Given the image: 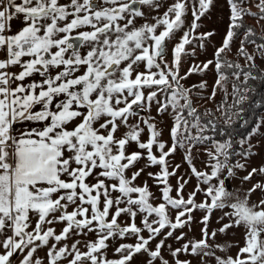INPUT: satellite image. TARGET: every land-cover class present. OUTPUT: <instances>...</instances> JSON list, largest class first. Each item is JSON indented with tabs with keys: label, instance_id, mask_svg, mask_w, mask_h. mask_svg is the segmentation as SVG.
Masks as SVG:
<instances>
[{
	"label": "snow or ice",
	"instance_id": "obj_1",
	"mask_svg": "<svg viewBox=\"0 0 264 264\" xmlns=\"http://www.w3.org/2000/svg\"><path fill=\"white\" fill-rule=\"evenodd\" d=\"M137 3L152 5L153 0H68L67 3H61V0H0V49L7 51V59L0 60V264H15V257L21 253L19 264H43L35 254L41 246H48L50 240L55 243L48 249V264H59L62 260L67 264H129L133 256L141 252L151 257L149 264L157 258L161 264H169L161 256L164 240L161 239L155 249L149 247L150 242L165 228L171 229L166 236H172L175 229L184 227L192 219L190 214L194 208H207L210 212L213 208L226 206L233 209L230 215L234 224L246 228L245 244L235 257H217V264H264V200L249 205L248 196L243 200L237 197L235 203L229 204L233 193L224 187L223 179L207 189L210 205L195 204V193L184 199L182 192L187 181L178 182V198L169 195L172 188L168 178L175 175V171L169 172L167 157L178 146H184L178 140L181 129L184 139H207L190 135V127L199 128L201 132L203 127L188 94L190 90L179 83L186 78L179 76V70L185 45L190 43L189 33L186 32L175 46L173 63L169 65L164 60L166 40L184 23L185 2L177 0L156 23L135 27V18L144 15L134 7ZM211 3L212 0H199V14L193 11V31L198 27L195 21ZM243 3L244 0H229V30L223 45L215 53V68L219 73L217 86H222L221 82L227 79L220 72L223 67L221 54L230 49L236 35L234 30L243 27L245 16L258 15L259 20L264 21V0H258L255 5L259 13L242 7ZM21 15L24 26L18 32L8 34L11 22ZM161 26L163 30L158 33ZM211 35L213 33L201 34V38ZM253 35V30L248 28L245 40ZM249 42L255 44L254 40ZM85 44L89 50L86 55H81L79 49ZM243 44L242 41L239 54L254 66L255 57ZM257 47L264 55V44ZM24 57L29 59L24 60ZM141 63L145 66L144 72L134 67ZM225 63L239 70L233 73L239 80L240 73L244 72L241 65ZM212 64L209 60L202 67L193 66L188 74L205 71ZM15 65L22 68L19 73L8 71ZM81 67L84 71L77 75ZM51 68L61 70L51 75ZM34 73L44 79L26 85L24 81ZM244 75L246 80L255 79L251 72H244ZM204 86L200 85L201 88ZM145 88L155 90L145 95ZM235 91L239 92V89ZM161 93L166 96L170 93V99L162 104L156 100ZM60 96L64 99L54 105ZM245 98L241 95L240 101ZM153 100L160 104V112L169 106L179 109L171 129L173 144L167 151L165 143L158 139L160 132L154 123L144 121L150 132L146 143L140 141L143 129L138 124H128L129 117L138 115L136 108L150 107ZM181 100L185 103L181 104ZM37 106H40L39 110ZM184 110H187V117L192 118L191 125ZM22 121L47 123L17 132L14 126ZM121 124L127 125L129 131L118 137ZM132 141L147 151V160L151 164L161 166L160 173L155 176L165 185L162 190L165 203L153 206L149 203L151 193L147 185L133 184L143 169L134 172L130 178L125 175L143 155L141 152L126 154V145ZM153 145L158 147L159 157L153 154ZM228 146L230 144H218L217 152L227 158L224 149ZM186 159L191 163L190 151ZM214 159L217 163L211 175L192 169L194 174L204 178L205 183L218 178L221 169L227 167L218 156ZM236 167L244 166L238 164ZM257 171L253 169L244 179H251ZM259 171L264 173V168ZM228 175H234L231 168ZM89 177L95 182H88ZM179 179L183 180V177ZM257 188L264 191V185L256 184L248 195ZM114 192L119 195L113 197ZM133 194L137 195L134 197ZM70 205L74 206L72 211H68ZM167 205L178 209L174 223L167 215ZM138 212L147 214L142 221L143 228L135 223ZM33 214L36 217L34 227ZM122 214H127L132 223L122 227L118 223ZM153 214L159 219L150 222L148 217ZM207 220L205 216L203 239L173 250V257L188 252L189 248L192 254L198 255L210 247ZM54 222H66L59 234L53 227H44ZM231 226V223L227 224L219 231ZM145 229L149 233L147 237L141 234ZM85 230L98 233L97 240L84 245L87 251L80 250V241L70 247L67 244L57 247L74 231L86 234ZM128 234L135 235L137 242L122 244L117 249L122 254L120 259H107L103 252L108 247L106 242L117 235ZM215 235V232L211 233L213 238ZM204 255L214 253L204 252ZM176 264L190 262L177 259Z\"/></svg>",
	"mask_w": 264,
	"mask_h": 264
},
{
	"label": "rangeland",
	"instance_id": "obj_2",
	"mask_svg": "<svg viewBox=\"0 0 264 264\" xmlns=\"http://www.w3.org/2000/svg\"><path fill=\"white\" fill-rule=\"evenodd\" d=\"M67 2L68 0H61V3ZM176 2L177 0H153L152 5H143L137 3L134 5V7L142 11L144 15L135 18V27H140L145 23H156L157 19L162 18L164 13H166L168 9ZM184 2L185 13L182 17L184 23L179 29L174 31L170 39L166 40V55L164 60L169 65L173 63L175 46L181 42V39L186 32L189 33L190 43L185 45L184 52L181 55L179 70V76L186 78L181 79L179 83L183 86V88L190 90L188 94L192 100L193 106L197 109L198 114L207 113V115H209L213 111L216 113V115L222 118L226 111L224 105H226V103L231 104L235 98V87L232 81L237 80L234 75H231V81H227L226 79L221 82L222 86L216 85V81L219 78V73L215 68V53L217 49L223 45L225 36L229 30L231 17V7L229 0H212V3L208 7L207 11H205L204 14L200 16L199 20L195 21L198 27L194 31L192 30V24L194 21L193 11L195 10L197 14H199V0H184ZM257 2L258 0H244V3L241 6L250 8L252 12L259 13V9H257L255 6ZM243 22L251 24L253 27H255L258 33L264 35V21H260L258 15L245 16ZM120 23L123 24L124 21H121ZM23 26L24 21L21 15L11 22V28L8 34H14L18 32ZM161 30H163L162 26L157 29V32L159 33ZM206 33H213V35L201 38V34ZM245 33L246 30L242 31L240 35H235L231 42L230 49H226L225 53L223 54L228 58H237L244 66L252 65L253 62L247 61L243 55L239 54L238 50L240 49L241 42L243 41V46L246 51L255 57L254 66L264 70V55L261 54L257 47L259 44L256 42L253 44L245 40ZM88 50L87 44L79 49L81 55H86ZM23 59L27 60L29 58L24 57ZM209 60L213 61V64L209 65L207 70L193 71L191 74H188L189 70L193 68V66L198 65L202 67L203 64ZM121 67H123V65ZM134 67H136L137 71H145V66L143 63ZM59 70L61 69L51 68L49 69V73L51 75H55V73ZM83 71L84 68L81 67L80 73ZM153 71L157 70L153 69ZM133 75H135V73ZM245 79V75L240 74L239 81L244 82ZM201 84H204L205 86L201 88ZM175 86V82L173 81V88H175ZM152 90H155V88H145V95H147ZM214 90L215 95L213 96ZM168 99H170V93L168 96L161 93L156 98V100H159L161 104L167 102ZM156 100L152 101L150 107L146 106L144 108H136V106H134V108H136L138 111V115L129 117L128 124H138L139 127L143 129L140 135V141L146 143L149 139L150 132L147 124H145L144 121L147 120L149 123H154L156 125V129L160 132L158 139L165 143V151H167L173 144L171 129L175 124V117L178 114L179 109H173L171 106H169L166 111L160 112L158 111L160 104H158ZM180 103L183 104L185 101L181 100ZM184 115L189 120V124L191 125L192 118L187 117V110H184ZM200 125L204 129V125L201 122ZM128 131L129 127L127 125L121 124L116 135L118 137H122ZM202 132L199 128L190 127L191 136L205 137L202 135ZM178 140L182 141L184 146H178L176 151L167 157L169 172L175 171V175L169 176L168 178V184L172 188V191L169 193L171 197L178 198V182L184 183V181H187V183H184L182 192L184 199L187 200L191 194L195 193V204L207 203L210 205L211 197L206 194V191L211 185H217L219 179H223L225 181L224 187L233 193L232 198L228 201L229 204L235 203L237 197L243 200L246 196H248L249 205L259 203L261 200H264V191H262L260 188H257L255 191L251 192L250 196L248 195L249 190L253 188L254 185H264V173L259 171V169L264 168V112L259 119L256 129L252 131L248 139L244 141L239 140L240 147L237 151H235V161L233 162L229 160L226 148L224 149V153L227 154V158L223 153L217 152V145L223 143L213 142L211 144H207L206 139H184L183 129H181V134L178 136ZM152 151L153 154L159 157L160 151L156 145H153ZM189 151L191 163H189L188 159H186ZM132 152H141L143 155L142 158L135 163V165L126 171L125 175L130 178L134 172L138 171L139 169H143V172H141L136 180L133 181V184L138 187H143L145 184L147 185L148 191L151 193V196L149 197V203H151L153 206H158L161 203H165L162 191L165 188V185L158 181L155 176V174L160 173L161 166L158 164H151L147 160V151L140 149L137 142L135 141H132L126 145V154H130ZM210 153L212 155H210ZM215 156H218L219 161L222 164L227 165V167H223L221 169L218 178H213L208 183H205L204 178L198 177L193 173L192 169L194 167L197 172L211 175L213 166L217 163V160L214 159ZM238 164H241L244 167H236ZM176 165H179V167L176 168ZM229 168L232 169L234 175H228ZM253 169H257L258 171L252 174L251 179L245 180L244 177L248 176L249 173H252ZM98 171L99 169L97 172ZM149 173H153L154 175L150 176ZM181 177H183V180L179 179ZM227 180L230 187L227 185ZM88 182L94 183L95 180L93 177H89ZM108 182L111 183L113 181ZM117 195H119V193H112L113 197ZM136 195L137 194H133L134 197ZM73 207L74 206L70 205L68 211H72ZM189 207L192 206L190 205ZM166 211L169 219L174 223L178 209L173 208L171 205H167ZM232 211L233 209L227 206L223 208H213L210 212L207 208H194L190 214L192 219L188 221L184 227L175 229L172 236H166L167 232L171 230L170 228L163 229L161 234L156 236V238L150 242L149 247L151 249H155L156 244L159 243L161 239H163L164 247L161 249V256L165 260H168L169 264H176L177 259L181 261H189L190 264H217V257L222 259H226L229 256L235 257L240 248H242L245 244L246 228L243 225L237 226L234 224V218L230 215ZM55 215L59 216L60 213H55ZM146 215L147 214L143 212L137 213L135 223L138 227H144L142 221ZM205 216L208 217L206 226L209 233L208 244L210 247L205 249L204 252H211L214 253V255H204V252H200V254L195 255L191 253V248H189L188 252H181L177 257H173V250L182 248L183 245L189 244L190 242L203 239L202 229L205 228V223L203 222ZM109 218H111V212ZM148 219L151 222L159 218L153 214L152 216H149ZM182 219L186 220L187 217H182ZM35 222L36 217L33 214V227ZM118 223L124 227L131 224L132 219L127 214H122L118 218ZM230 223L232 224L231 227L227 228L223 232L219 231L225 225ZM65 226L66 222H54L51 225L46 224L44 227L45 229L47 227H53L56 230V233L59 234ZM153 226L155 227L156 225L154 224ZM85 232L86 234H77L76 231H74L69 235L67 240L61 241L57 247L64 244H67L70 247L76 241H80V244L78 245L80 250L87 251V248L84 247V245H86L88 242L97 240L98 233L87 232V230H85ZM213 232L216 233L214 238L211 236V233ZM141 234L145 237L149 235L146 229ZM181 236L183 237L182 239H177V237ZM136 242L137 237L135 235L128 234L123 237L117 235L113 238H110L106 242L108 247L104 249L103 252L107 259L118 260L121 258L122 254L117 252V249L122 244H135ZM53 243H55V241L50 240L48 246H41L37 250L35 258L42 260L43 264H48L47 253L50 245ZM22 256L23 253L15 257V264H19ZM150 259L151 257L148 255V253L141 252L134 255L132 261L129 262V264H149ZM59 264H67V261L62 260L59 262ZM152 264H161V261L159 258H157L156 260L152 261Z\"/></svg>",
	"mask_w": 264,
	"mask_h": 264
},
{
	"label": "trees",
	"instance_id": "obj_3",
	"mask_svg": "<svg viewBox=\"0 0 264 264\" xmlns=\"http://www.w3.org/2000/svg\"><path fill=\"white\" fill-rule=\"evenodd\" d=\"M251 28L255 35L249 36L247 41L254 40L257 44H264V35L258 33L255 27L249 23L243 22V27L235 29L236 35L244 30ZM223 60V61H222ZM223 67L220 69L227 77V81H231L230 76L234 72L239 71L236 68H230L227 63L239 64L244 72H251L253 78H247L244 82L233 80L235 89V98L232 103H226V111L222 118L211 112L209 115L200 113V122L204 125L202 135L207 137V144L219 142L230 144L226 147L229 160L235 161V151L240 147L239 140H247L249 135L256 129L262 113L264 112V70L257 66H244L237 58H228L223 53L221 55ZM241 72V75H244ZM246 81V82H245ZM246 97L240 101V96ZM231 117V119H229ZM224 120V121H223ZM211 122V123H210Z\"/></svg>",
	"mask_w": 264,
	"mask_h": 264
},
{
	"label": "crops",
	"instance_id": "obj_4",
	"mask_svg": "<svg viewBox=\"0 0 264 264\" xmlns=\"http://www.w3.org/2000/svg\"><path fill=\"white\" fill-rule=\"evenodd\" d=\"M7 59V51L6 49H0V60H4ZM9 70L11 72H16L19 73L22 68L19 65H15L9 68ZM8 70V71H9ZM81 73H77V75H79ZM44 79V77H41L38 73H34L31 77H27L26 80L24 81V83L27 85L28 83H32V82H41ZM20 83V82H17ZM62 99H64L63 96L57 97L56 100L54 101V105L58 102H60ZM40 106H37V110H39ZM44 123L47 122H27V121H22L18 124H16L14 127L17 130V132L21 131V130H26L28 128H32V127H42ZM72 125H70L71 127Z\"/></svg>",
	"mask_w": 264,
	"mask_h": 264
},
{
	"label": "water",
	"instance_id": "obj_5",
	"mask_svg": "<svg viewBox=\"0 0 264 264\" xmlns=\"http://www.w3.org/2000/svg\"><path fill=\"white\" fill-rule=\"evenodd\" d=\"M227 185H228V187H230V186H229V182H228V180H227Z\"/></svg>",
	"mask_w": 264,
	"mask_h": 264
}]
</instances>
